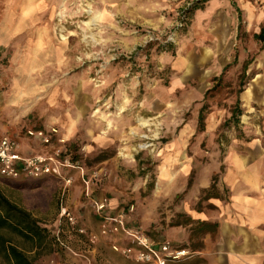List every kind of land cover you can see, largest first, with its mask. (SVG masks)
Returning <instances> with one entry per match:
<instances>
[{"label":"rangeland","instance_id":"rangeland-1","mask_svg":"<svg viewBox=\"0 0 264 264\" xmlns=\"http://www.w3.org/2000/svg\"><path fill=\"white\" fill-rule=\"evenodd\" d=\"M197 1L55 0L52 33L57 47L68 50V66L46 73L44 81L51 90L47 104L57 118L55 125L66 114L76 123L70 134L66 122L60 127L63 134L53 138L47 153L60 147L61 156L76 166L63 169L72 184L61 198L58 177L0 176L2 192L49 230L45 246L0 230L37 264L65 260L84 264L80 254L89 255L83 251L91 243L60 216L61 205L90 232L99 228L97 198L115 199L117 210L126 213L127 225L162 240L168 238L165 230L177 226L172 223L188 217L185 205L213 208L205 204L211 185H216L217 197L228 199L229 186H218L224 178L229 180L231 172L237 175L238 162L246 176H256L264 199V43L253 38L264 28V0H210L186 21L182 10ZM233 4L242 10L245 36H238ZM105 11L109 16L99 22L97 16ZM246 61H250L245 70L248 79L238 93ZM78 99L82 104L76 106ZM237 99L243 110L238 128L225 124ZM203 105L205 126L199 130ZM26 123L37 128L40 121L31 115ZM52 125L46 129L54 126L59 133ZM10 132L9 128L4 134L12 136ZM23 137H29L27 131L13 139L20 145ZM25 141L29 144V139ZM102 151L110 157L94 161ZM169 155L176 158L170 170L180 171V176L176 182L161 183L159 171ZM206 184L209 187L203 188ZM72 201L85 202L86 215H80ZM187 224L183 225L191 227L187 245L193 255L168 264L198 256L194 251L201 233L191 232L195 223ZM110 251L126 259L112 247ZM102 253L89 255L95 260L88 264H105L98 260L109 254ZM0 264H10L1 253Z\"/></svg>","mask_w":264,"mask_h":264},{"label":"crops","instance_id":"crops-1","mask_svg":"<svg viewBox=\"0 0 264 264\" xmlns=\"http://www.w3.org/2000/svg\"><path fill=\"white\" fill-rule=\"evenodd\" d=\"M54 7L55 0H0V137L10 128L12 136L8 133L7 135L19 140V133L36 129L48 130L46 128L55 125L54 122L57 121L50 109V103L47 104L51 90L47 87L44 77L54 67L58 69L68 66L65 59L68 50L57 47L59 45L54 42L51 26ZM25 12L28 13L27 16L24 15ZM78 101L80 99L75 100L76 106L82 104ZM48 113L51 114L47 116ZM31 115H36L40 121L37 128H33L34 125L31 123H26ZM68 115L58 118L59 122L55 125L59 130L58 136H62L61 128L65 122L68 134L76 123L74 119L70 120ZM2 120L8 121L9 124ZM34 138L35 136L21 138L18 151L25 153L29 150L28 154L20 152L22 155L49 152L39 137ZM26 139H29V144L25 145L23 141ZM175 163L176 158L170 155L164 159L159 171L161 183L176 182L179 178L180 171L170 170L171 164ZM235 168L237 175L234 176L231 172L229 180L224 178L218 186L221 188L229 186L230 195L227 200L219 197L206 199L205 204L212 205V209L184 206L183 212L193 220L191 223L204 221L212 224L213 228L204 233L200 232V246L194 251L198 256L183 264H264V199L260 197L256 176L254 177L252 173H249L252 178L246 176L240 162L235 164ZM227 172L229 173L230 169ZM207 187L209 184L203 188ZM108 200L109 204L103 213L110 215L118 211V203L115 199ZM77 202L75 204L72 201L71 205L79 208L80 215H86L85 202ZM96 218L100 221V218ZM83 226L85 227L84 224ZM189 228L180 224L165 230L164 234L171 238L172 242L181 241L183 244L185 242L186 245L178 247L190 250L187 245L190 237ZM193 231L194 229L191 230ZM172 233H180V236H172ZM115 241L123 246L128 244L125 235L111 237L108 240L100 239L95 244H89L83 253L94 256L96 253L102 255V252L109 254L107 259L98 260L99 263L103 261L105 264H136L122 257L118 259L116 257L118 255L110 251ZM89 255L80 254L87 260L84 264L90 263L91 259L95 260L93 255L91 257ZM61 264L72 263L65 260Z\"/></svg>","mask_w":264,"mask_h":264},{"label":"built area","instance_id":"built-area-1","mask_svg":"<svg viewBox=\"0 0 264 264\" xmlns=\"http://www.w3.org/2000/svg\"><path fill=\"white\" fill-rule=\"evenodd\" d=\"M58 131L51 127L48 130H28L29 137L38 136L45 146H52V141ZM59 143L62 139H56ZM62 149L57 147L51 153L22 155L18 151V142L8 135L0 137V176L7 179L25 177H43L52 175L62 180L61 198L66 195L72 184V177L64 174V168H76L68 158L62 157ZM109 201L107 198L94 202V208L100 216L98 232H88L81 224L78 225L75 216L65 207L61 206L60 216L64 217L70 227L85 235L91 244L99 238L118 237L125 235L128 238L126 246L115 241L112 249L124 258L136 264H167L180 261L193 255L187 248L176 246L169 239L156 240L142 229L127 225L126 213L121 210L113 215L103 214Z\"/></svg>","mask_w":264,"mask_h":264},{"label":"trees","instance_id":"trees-1","mask_svg":"<svg viewBox=\"0 0 264 264\" xmlns=\"http://www.w3.org/2000/svg\"><path fill=\"white\" fill-rule=\"evenodd\" d=\"M210 0H198L193 6L187 7L182 10L183 16L185 20L188 21L189 17L192 13L197 9H203L205 5ZM235 7V11L237 13V31L238 36L243 35L245 36L244 31V20L242 16V10L233 4ZM253 38L261 43H264V28L258 33L253 34ZM173 45L172 43L169 44V48ZM168 47L166 49H168ZM236 61V58L234 59ZM250 61H246L243 64V72L240 76V87L238 89V93L242 92L245 89V85L247 83V75H245V70L248 66ZM225 70V68L223 69ZM206 107L203 105L198 113V129L203 130L205 126V118H206ZM243 114V110L240 107V101L237 99L234 105L231 108V114L228 120L225 122L227 125L235 126L238 128L240 123V117ZM110 155L107 151L100 152L95 158L94 161L101 162L108 159ZM153 183H150L149 187L152 186ZM205 197L208 199L210 197H217V189L216 185H211V188L205 194ZM189 217H186L182 221H175L172 225H180V224H187L191 222ZM196 222V221H195ZM212 224L204 222V221H197L196 226L194 228L195 233H204L206 230H212ZM0 230H8L11 233L17 234L22 236L23 238L34 242L37 246H45L46 240L49 237V230L42 226L39 220L34 217L28 210L20 207L16 203L12 202L0 189ZM149 235V234H148ZM150 236V235H149ZM57 244V243H56ZM199 245H197L198 247ZM50 249L53 247L49 246ZM0 253L8 260L10 264H37L34 259H31L27 256L25 251L18 248L11 242H9L5 237L0 235Z\"/></svg>","mask_w":264,"mask_h":264},{"label":"clouds","instance_id":"clouds-1","mask_svg":"<svg viewBox=\"0 0 264 264\" xmlns=\"http://www.w3.org/2000/svg\"><path fill=\"white\" fill-rule=\"evenodd\" d=\"M24 15L27 16L28 13L25 12ZM106 16H109V13L105 11V12H103V13H101V14H99V15L97 16V20H98L99 22H103ZM85 27H87V25H85Z\"/></svg>","mask_w":264,"mask_h":264}]
</instances>
